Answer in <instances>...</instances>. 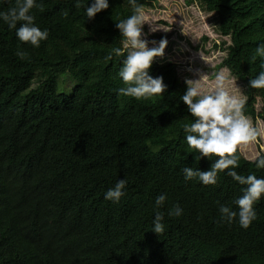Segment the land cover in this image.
<instances>
[{"label": "trees", "instance_id": "1", "mask_svg": "<svg viewBox=\"0 0 264 264\" xmlns=\"http://www.w3.org/2000/svg\"><path fill=\"white\" fill-rule=\"evenodd\" d=\"M154 1L136 3L142 12ZM190 2L212 14L215 32L229 38L216 68L242 85L248 119L264 124V89L248 86L260 71L261 58L252 57L264 43V0ZM37 3L34 23L49 32L38 48L0 22V264H264V196L244 229L220 221L219 205L235 208L242 195L228 169L215 185L183 178L185 166L206 171L212 161L196 160L199 153L185 143L183 125L192 120L179 100L186 84L176 65L152 62L150 75L167 85L161 95L118 94L127 51L113 52L123 49L115 23L132 14L129 0H108L91 20L76 0ZM14 6L0 0V11ZM66 75L71 96L57 91ZM236 155L239 174L264 177L254 161L238 149ZM117 179L127 185L113 203L104 194ZM160 194L167 197L164 231L155 234ZM177 203L182 215L169 217Z\"/></svg>", "mask_w": 264, "mask_h": 264}, {"label": "clouds", "instance_id": "2", "mask_svg": "<svg viewBox=\"0 0 264 264\" xmlns=\"http://www.w3.org/2000/svg\"><path fill=\"white\" fill-rule=\"evenodd\" d=\"M78 6L85 9V17L89 20L94 16L108 9V0H76ZM132 4L133 12L126 19L115 23V28L119 31L122 39L123 49L114 48L117 55H124L125 58L117 72L123 87L117 92L125 97L135 99H149L155 95H161L167 88L162 77H153L149 73L154 58L162 57L167 45L165 39H161L156 47H148V40L142 38L143 15L141 5L136 0H129ZM87 5V6H86ZM34 7H41L37 0H15V6L7 11H0V22L7 25L8 29H15L16 38L22 43H28L33 47H39L42 41L49 37L47 29L41 30L35 23V17L30 13ZM65 17L68 12H64ZM19 22V27L17 24ZM153 44L157 42L152 41ZM261 58L260 71L255 78L249 79L248 86L253 89H264V43H259L252 57L255 60ZM111 59V55L106 57ZM198 80H186V91L179 97V100L186 106L190 114L191 123L183 125L184 139L189 149H194L199 153L194 158L199 160L207 158L212 161L206 171H200L193 167L183 168V178L185 181L198 180L202 185H215L218 173H225L232 181L241 187L242 195L234 199L231 205L220 204L218 211L220 221L232 224L238 223L241 228L247 229L257 218L254 205L264 196V177H257L255 173L248 175L239 174V157L236 155L239 144H248L256 140L258 132L252 126L248 117L244 114V103L225 90V77L217 74L215 77V87L210 93H203ZM256 169H264V154L257 152L254 157ZM126 179H117L112 188H109L104 199L119 202L125 195ZM167 197L160 194L155 198V214L152 220L151 231L155 234L164 231V213L160 210L164 207ZM183 209L180 205L173 204L168 209L169 217H180Z\"/></svg>", "mask_w": 264, "mask_h": 264}, {"label": "rangeland", "instance_id": "3", "mask_svg": "<svg viewBox=\"0 0 264 264\" xmlns=\"http://www.w3.org/2000/svg\"><path fill=\"white\" fill-rule=\"evenodd\" d=\"M190 1L155 0L152 9L142 11L144 23L142 30L146 34L142 38L148 40V47L158 46L161 39L167 41L163 56L154 58L153 62L174 63L178 79L183 82L186 80L195 81L202 77L199 86L205 94L214 90L216 75H223L225 90L243 101L242 85L233 79L226 69L218 70L216 68L225 58V48L230 45L229 38H223L215 32L212 14L203 12L196 3ZM204 38L207 40L204 41ZM152 41L157 43L153 44ZM222 43L225 46H222ZM214 45L218 48H214ZM71 80L68 75L57 79L59 94L72 95L73 91L71 90L74 84ZM36 86L37 83L33 85V88ZM261 107V101L258 99L255 106L256 112H260ZM249 121L256 128L258 136L253 142L239 144L237 149L245 159L254 161L257 152L264 153V126L259 120Z\"/></svg>", "mask_w": 264, "mask_h": 264}, {"label": "crops", "instance_id": "4", "mask_svg": "<svg viewBox=\"0 0 264 264\" xmlns=\"http://www.w3.org/2000/svg\"><path fill=\"white\" fill-rule=\"evenodd\" d=\"M244 100V99H243ZM263 126H264V124H263Z\"/></svg>", "mask_w": 264, "mask_h": 264}]
</instances>
